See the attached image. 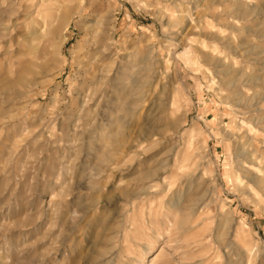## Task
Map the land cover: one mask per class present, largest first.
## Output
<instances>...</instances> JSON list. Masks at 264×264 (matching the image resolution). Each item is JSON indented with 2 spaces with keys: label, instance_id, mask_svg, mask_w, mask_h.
Returning <instances> with one entry per match:
<instances>
[{
  "label": "rangeland",
  "instance_id": "374dc122",
  "mask_svg": "<svg viewBox=\"0 0 264 264\" xmlns=\"http://www.w3.org/2000/svg\"><path fill=\"white\" fill-rule=\"evenodd\" d=\"M0 264H264V0H0Z\"/></svg>",
  "mask_w": 264,
  "mask_h": 264
}]
</instances>
